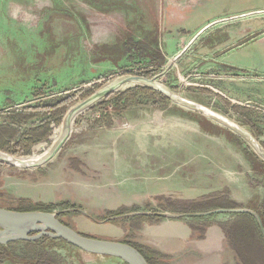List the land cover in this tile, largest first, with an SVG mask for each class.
<instances>
[{"label": "rangeland", "instance_id": "obj_1", "mask_svg": "<svg viewBox=\"0 0 264 264\" xmlns=\"http://www.w3.org/2000/svg\"><path fill=\"white\" fill-rule=\"evenodd\" d=\"M222 57L248 67L253 78L252 106L240 114L211 89L215 76L232 72L215 65ZM263 72L264 0H0V128L51 127L48 139L21 155L29 161L17 164L37 163L68 110L122 76L154 78L180 101L154 89L169 102L143 94L92 107L107 94L75 115L71 133L48 161L21 168L0 160V207L16 208L22 199L44 203L46 212L81 234L155 251L156 239L173 249L183 233L175 224L150 225L176 219L191 241L170 255L159 252L163 264H264L257 219L251 230L229 211L234 208L219 207L232 200L235 208L255 211L251 207L264 200V76L257 79ZM80 89L92 93L58 113L57 102ZM28 107L46 108L23 120ZM193 114L235 137L204 131ZM106 210L124 213L108 216ZM155 213L177 216L130 220ZM221 228L224 244L215 248ZM196 241L211 246L206 251ZM42 246L60 264H124L59 239ZM23 251L18 244L15 254ZM1 264L23 263L13 257Z\"/></svg>", "mask_w": 264, "mask_h": 264}, {"label": "trees", "instance_id": "obj_2", "mask_svg": "<svg viewBox=\"0 0 264 264\" xmlns=\"http://www.w3.org/2000/svg\"><path fill=\"white\" fill-rule=\"evenodd\" d=\"M150 75H152V71H150V72L148 71L145 73V76H150ZM91 93H92V90L83 91L80 89V90H77V91L71 93L70 95L65 96L64 98L60 99L57 102L56 105L58 107L57 106L56 107L59 108V111H57V112L62 114L67 109V107H69L76 100L78 95L86 97V96L90 95ZM143 94L144 95H148V94L158 95L163 102H169V99L167 97L163 96L161 93L154 90L153 88L148 87V86H144V85H136V86H134L128 90H125V91H118V92L110 93L104 99L100 100L99 102H97L92 107L102 108L103 106H105L111 102H115L116 104H119L121 101L126 100V97L128 95L136 97V96L143 95ZM223 102L225 104H229V102L224 100V99H223ZM76 105L77 104H75L72 108H70L68 115L66 114V116H65L64 123L61 124L54 131L52 138H51L52 143L48 147L44 148V150L42 151V154L36 160L37 163H34V164L19 165L14 160L21 161V162H28L29 161L26 159L27 156H21V155H24L25 150L28 147H30L31 145L48 139V137L51 133V127H50L49 123H45V124H42L36 128H32L26 133H20L19 129L8 126V125L1 127L0 128V150H2V151H0V160L14 164L17 167L24 168V167H31V166L42 163L44 160L48 159L47 157L49 155H50V157H52L53 154L57 151V148L63 142V140L66 137H68V135L71 133V131L73 129L72 123H73L75 115L84 109V108H79L74 113H72L71 109L76 107ZM43 108H46V107H43ZM231 108H232V110L235 109L234 106H232ZM42 109H39L36 107H33V108L28 107V108L23 110L25 115L23 116L22 119L23 120H30L32 118H35V117L41 115ZM5 114L9 115V112H7ZM193 116H196L195 117L196 120L198 121V123L200 124L201 128L204 131L209 132V133H214V134L224 133V134H227L228 137H230V138L235 137L233 133H231L230 131H228L226 129H222L218 125H215L210 120H208L206 117H204L200 114H196V115L193 114ZM69 123H71L70 128H69V133H67L66 136L64 137V139L61 141L63 134H64V131H65V127L67 126V124L69 125ZM4 151L9 152L11 155L4 152ZM27 203L31 204L26 199H22V200H20V203H19L20 205L18 207L8 208V209L15 210V211H34V210L48 211L50 209V205H45L44 203L32 202L34 204L26 205ZM219 207L235 208L237 206L235 205L234 201L225 200V202L221 203ZM256 212L260 216L261 221H262V226L264 227V200L262 201L261 206L258 208V211H256ZM123 213H124L123 211L115 212L112 210H106V214L108 216H116V215H120ZM234 215L240 216V217L251 218L255 221V218L246 212H238V213H234ZM56 217L63 224L69 226L67 223L63 222L58 217V215H56ZM144 218L149 219V220H154V219H161L162 216L139 214V215L131 216L130 220L144 219ZM243 219L246 220V218H243ZM34 233L35 232H31L30 234L32 235ZM258 233L264 242V239L262 237L260 229H258ZM49 239H52V238H50L48 236H44V237L37 239V240H34V241H12V242L7 243L6 245L0 244V264L4 260L11 259L13 257L17 258V260H20L23 264H60L58 262V260H56V258L51 253L46 251V249H44L42 246V242L44 240H49ZM59 240H62V239H59ZM62 241L65 242L64 240H62ZM119 241L127 243V244L133 246L134 248H136L142 254V256L145 258V260L148 264H163V260L161 259L163 257V255L161 253H159L158 251H155V250L148 248L146 246H143V245L133 243L127 239H121ZM18 244H23V247H24L23 254H21V255L15 254L16 246ZM124 264H126V263H124Z\"/></svg>", "mask_w": 264, "mask_h": 264}, {"label": "water", "instance_id": "obj_3", "mask_svg": "<svg viewBox=\"0 0 264 264\" xmlns=\"http://www.w3.org/2000/svg\"><path fill=\"white\" fill-rule=\"evenodd\" d=\"M155 81L156 80L154 78H148L141 75L128 74L122 76L121 78H118L108 83L107 85L99 88L89 97L77 103L76 107L71 109V112L74 113L79 108H86L92 105L94 102L100 100L107 94L111 93L120 86L129 82H135L144 86L151 87L153 89H156L164 93L167 97L174 100L161 88L155 86L154 83ZM65 139H67V137ZM65 139L63 140V142L65 141ZM63 142L57 148V151L60 149ZM50 158L44 160L42 163L48 161ZM6 163L11 164L9 162ZM40 164L31 167H36ZM24 168H30V167H24ZM220 211H225V209H220ZM229 211L246 212L253 215L257 219L260 231L264 238V227L262 226V221L260 216L255 211H252L250 209H243V208L242 209L234 208V209H230ZM155 214L160 216H172V217L177 216L174 214H166V213H155ZM31 232H35V233L31 235L30 234ZM44 236H48L54 239H62L68 244L78 248L79 250H82L90 254L111 256L118 258L126 264H148L145 258L142 256V254L133 246L120 241L104 240V239L85 236L77 232L70 226L63 224L56 217V213L54 212L15 211L0 207V244L6 245L7 243L12 241H34Z\"/></svg>", "mask_w": 264, "mask_h": 264}, {"label": "crops", "instance_id": "obj_4", "mask_svg": "<svg viewBox=\"0 0 264 264\" xmlns=\"http://www.w3.org/2000/svg\"><path fill=\"white\" fill-rule=\"evenodd\" d=\"M217 61V59H216ZM215 65L217 66H224V65H228L230 67H232V72H228V73H220L219 75L215 76V86H212V90L214 92V94L216 95V97L220 96L222 97V101L223 99L228 101L229 104L228 105L230 111H232L233 113H237L240 114L244 111L245 108H248L252 105H250V102H252V98H251V94H250V90L252 87V82H253V78L251 77V75L248 73L250 70L248 69V67L246 68L245 66H242L241 64H234V63H226L224 61V58H218V61L215 63ZM248 74L249 75V79L247 80H231L230 78H228L226 75L227 74ZM264 73V72H263ZM211 77V75H207L206 77ZM236 76V75H233ZM253 76V75H252ZM263 75H257V79H259V77H263ZM255 77V74H254ZM205 92H207L208 90H204ZM260 96L262 97V99L264 100V89L259 92ZM232 106L235 107V109L232 110ZM249 208V207H248ZM255 211H258V207L252 208ZM250 214V213H249ZM251 215V214H250ZM253 216V215H252ZM254 217V216H253ZM240 222H244L246 221L245 224L249 229L253 230L256 227V221H254L251 218H247V217H240ZM243 218H246V220H244ZM174 225L175 229H180L182 236H183V240L179 241L176 243V245L174 246L173 249H168L165 245H162L161 242L156 239V241H158L157 243H155L156 246V251L164 253L166 255H170L172 252H176L178 250H180L183 246L189 245L190 243V231L186 228V224L181 222L180 220H176V219H172L171 221H166V222H158V224H154V225H150L151 229L155 228H172V226ZM180 227V228H178ZM259 227V225H258ZM257 228V227H256ZM260 229V228H259ZM258 230V229H257ZM216 236L218 238V242L214 243V247L217 248L218 246H222L224 244V240H225V235L223 232V229H218V232H216ZM188 237V238H187ZM185 243H182V242ZM198 244L199 246L205 247L204 250L207 251V248L210 247L211 245H206L200 241H196L195 244ZM200 248V247H199ZM165 263V262H163Z\"/></svg>", "mask_w": 264, "mask_h": 264}, {"label": "bare ground", "instance_id": "obj_5", "mask_svg": "<svg viewBox=\"0 0 264 264\" xmlns=\"http://www.w3.org/2000/svg\"><path fill=\"white\" fill-rule=\"evenodd\" d=\"M173 99H174V96L172 95V94H169ZM175 100V99H174ZM175 101H177V102H180V101H178V100H175ZM219 121V120H218ZM220 122V121H219ZM222 123V122H221ZM227 124V123H226ZM227 125H229L230 126V123H228ZM66 136V128H65V131H64V134H63V137H62V139H61V141L64 139V137ZM257 151H259L258 149H257ZM262 156V155H261ZM264 157V156H263Z\"/></svg>", "mask_w": 264, "mask_h": 264}]
</instances>
